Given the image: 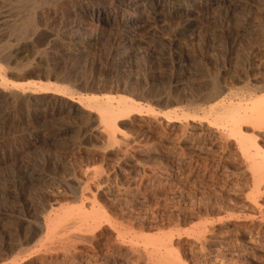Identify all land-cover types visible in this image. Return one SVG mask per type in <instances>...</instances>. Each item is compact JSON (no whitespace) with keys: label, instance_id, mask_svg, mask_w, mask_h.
<instances>
[{"label":"rangeland","instance_id":"374dc122","mask_svg":"<svg viewBox=\"0 0 264 264\" xmlns=\"http://www.w3.org/2000/svg\"><path fill=\"white\" fill-rule=\"evenodd\" d=\"M0 55V264H264V0H0Z\"/></svg>","mask_w":264,"mask_h":264},{"label":"bare ground","instance_id":"6f19581e","mask_svg":"<svg viewBox=\"0 0 264 264\" xmlns=\"http://www.w3.org/2000/svg\"><path fill=\"white\" fill-rule=\"evenodd\" d=\"M2 56L0 55V62H3V61L6 60V57L5 56L2 57ZM0 70H1V66H0ZM4 71H5V69H4ZM3 83H4L3 80L0 81V85H3ZM52 89H54V88H52ZM49 91H52V90H50V85L44 84V83L39 85V89H38L39 93H47ZM53 91H55L57 93L56 95H59V93H58L59 90L55 89ZM82 100L87 103L86 106H88L92 110H95L98 113L99 118H100V122H102L107 127H116V121H118V120L124 118L125 116H127L128 114L133 113L134 111H136V108H134V107H132V105L128 104L126 102V98L122 97V96H119L118 99H117V98L111 97V96H102L101 97V96H94V95L92 96L91 95V96H84V98ZM82 100H81V102H82ZM112 100H116L117 101V105L116 106H114L112 104V102H111ZM236 106L223 105L222 108H217V113L219 115H224L223 117L227 116V117H229V118H231L233 120L234 118H236L238 116V114H239L238 111L240 110V105H238L237 107ZM138 111H140V110H138ZM136 115H138V114H136ZM240 118H242V117H240ZM254 169H256V171H257L259 168L257 167V168H254ZM257 176H259V175H257ZM92 219H95V218H92Z\"/></svg>","mask_w":264,"mask_h":264}]
</instances>
